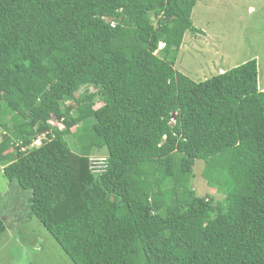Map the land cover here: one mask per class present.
<instances>
[{
	"label": "trees",
	"instance_id": "16d2710c",
	"mask_svg": "<svg viewBox=\"0 0 264 264\" xmlns=\"http://www.w3.org/2000/svg\"><path fill=\"white\" fill-rule=\"evenodd\" d=\"M197 2L0 0V165L74 264H264L258 62L177 70Z\"/></svg>",
	"mask_w": 264,
	"mask_h": 264
},
{
	"label": "rangeland",
	"instance_id": "374dc122",
	"mask_svg": "<svg viewBox=\"0 0 264 264\" xmlns=\"http://www.w3.org/2000/svg\"><path fill=\"white\" fill-rule=\"evenodd\" d=\"M192 19L203 31L186 32L177 70L203 81L256 59L259 88L264 89V0H198ZM66 139L73 151L81 152L77 139L72 135ZM102 152L94 154L105 156ZM3 167L0 165V214L8 227L0 237V264H74L40 220L29 213V192L11 187ZM204 168L203 160L195 162L197 193L223 199V193L209 186Z\"/></svg>",
	"mask_w": 264,
	"mask_h": 264
},
{
	"label": "built area",
	"instance_id": "2783aa9c",
	"mask_svg": "<svg viewBox=\"0 0 264 264\" xmlns=\"http://www.w3.org/2000/svg\"><path fill=\"white\" fill-rule=\"evenodd\" d=\"M104 160V158H93L92 161L93 162V168H95L96 170H99V168L102 165V161Z\"/></svg>",
	"mask_w": 264,
	"mask_h": 264
},
{
	"label": "clouds",
	"instance_id": "9594fccd",
	"mask_svg": "<svg viewBox=\"0 0 264 264\" xmlns=\"http://www.w3.org/2000/svg\"><path fill=\"white\" fill-rule=\"evenodd\" d=\"M163 46H164V44L161 43V44H160V48L163 47ZM33 144H34L35 146H39V145H41V139L38 138L37 140L34 141Z\"/></svg>",
	"mask_w": 264,
	"mask_h": 264
}]
</instances>
